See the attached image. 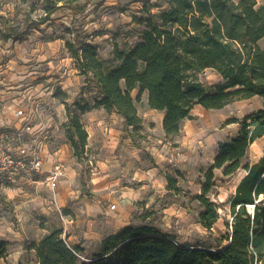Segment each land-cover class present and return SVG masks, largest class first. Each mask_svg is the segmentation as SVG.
Instances as JSON below:
<instances>
[{
  "label": "trees",
  "instance_id": "obj_1",
  "mask_svg": "<svg viewBox=\"0 0 264 264\" xmlns=\"http://www.w3.org/2000/svg\"><path fill=\"white\" fill-rule=\"evenodd\" d=\"M28 0H25L27 2ZM79 0H40L44 14L34 18L26 13L15 24L0 11V39L24 42L32 28L40 27L62 9L84 12L91 0L79 9ZM148 16L141 39L130 48H115L116 65L105 70L98 58V45L68 42L67 48L79 64L81 74L95 83L100 99L94 105L69 101L60 87L54 93L64 104L68 121L64 125L73 155L86 159L89 133L81 116L96 107L116 112L127 126L138 132L142 118L136 103L148 93L151 109L164 113L167 137L182 132L183 121L193 119L197 105L206 110H222L237 99L259 96L263 108L238 121L239 133L220 142L202 193L197 195L204 210L198 222L210 233L221 218L219 205L209 197L215 187V170L230 176L244 169L246 174L230 199V231L221 237L226 244L181 245L152 224H129L102 239L98 250L86 260L81 244L69 245L63 231L53 229L33 245L40 264H264V156L258 162L244 163L251 145L264 137V2L259 0H164L167 8L158 14L148 9L151 0H142ZM20 8V7H18ZM20 15L17 13L16 18ZM23 26V27H21ZM207 69L217 71L223 80L212 87L203 81ZM137 89L136 98L132 92ZM233 123V122H231ZM230 124V123H229ZM142 136V135H139ZM167 187L180 193L176 176L166 173ZM84 182V173H82ZM252 206L249 209L248 206ZM146 213L145 217H150ZM0 242V259L8 254Z\"/></svg>",
  "mask_w": 264,
  "mask_h": 264
},
{
  "label": "rangeland",
  "instance_id": "obj_2",
  "mask_svg": "<svg viewBox=\"0 0 264 264\" xmlns=\"http://www.w3.org/2000/svg\"><path fill=\"white\" fill-rule=\"evenodd\" d=\"M85 1L79 0L74 5L81 9ZM259 2L263 3L264 0ZM166 8L164 0H151L148 4V9L154 14ZM0 11L9 19H15L14 25L17 26L26 13H30L35 19L44 14L43 3L40 0L27 2L0 0ZM18 12L20 15L16 18ZM147 16L142 0H91L82 13L67 8L59 10L46 24L32 28L27 41L6 42L0 39V96L5 97L0 98L2 108L12 107L15 110L18 106L26 107L30 114L34 98L30 96L23 103H18L23 95L12 89L18 87L24 90L39 85L41 92L44 93L43 106L49 112L51 110L50 119L56 122L58 127V134L54 138L51 133L47 139L43 133L39 134V142L42 144L50 141L44 159L49 160L54 151H60L58 161L64 163L66 167V174L64 173L57 189L48 186L46 169L50 167L46 165L43 174L22 180L11 190L0 191V242L8 245L7 258L0 259V264H40L32 247L53 229L62 230V237L69 245L81 244L84 247L85 251L80 256L83 260L98 250L104 237L129 224L135 226L152 224L181 245L211 246L216 249L219 245L226 244V241H221V237L230 232L225 225L227 220L232 221L229 201L246 174L244 169L230 176H224L221 170L214 171L216 185L209 193V197L219 205L221 218L210 233L198 222V216L204 208L196 198L202 193V184L206 180L210 164L199 162L201 167H194V162L185 164L176 161V167L173 166L174 163L166 165L159 171L165 175L171 172L176 176L181 188L180 193L169 190L167 185L162 184L157 186L160 194L152 201L132 200L123 193H118L120 186L112 191L108 182L114 178H120L122 183L132 180L129 175L133 168L127 165L130 160H123L125 158L123 156L122 160L115 157H120L121 147L114 148V152H111L113 148H110V144L106 146V143H102L104 146L101 148L87 147L86 159L79 162L74 157L71 144L66 137L64 125L68 118L65 107L61 111L56 109L61 102L59 98H56L55 108L53 107L54 93L58 86L50 78L55 75L51 73L52 65L48 63L49 61L40 60L52 47L53 43L49 42L58 40L57 43H61L62 49L74 59L79 70V64L66 46L68 42L76 43L79 36L83 42L98 45V58L104 63L105 70H109L116 65L114 61L116 46L130 48L141 39L146 30V24L142 19ZM261 45L264 46V40ZM216 75L217 73L210 69L205 71L204 83L208 87L216 85L220 81V77ZM89 87V84L82 86L79 94H68L70 103L82 100L80 96L84 91L90 92ZM13 104L16 107H13ZM137 105L139 106L138 103ZM261 108L263 100L258 96L237 99L222 110L206 111L197 106L192 112L195 128H203L205 136L212 135V140L205 150L197 148V159L203 158L202 151L210 159L217 140L226 141L231 136H236L241 129L238 121ZM94 109L97 116L103 113L102 107ZM29 120L34 124L36 117L32 118L31 114ZM154 121H157L156 117ZM84 125L87 129V124ZM152 127L156 130V125ZM30 141L26 139V142ZM134 145L137 144L134 142ZM190 148L188 146L187 149ZM101 149H104L102 155L106 156L104 162L107 163V166L103 167L102 163L100 164L102 160L98 157ZM263 156L264 138H261L250 147L243 162L254 164ZM98 178H103V184L95 187ZM109 191L110 197L103 196ZM146 213H150L151 216L145 217Z\"/></svg>",
  "mask_w": 264,
  "mask_h": 264
},
{
  "label": "crops",
  "instance_id": "obj_3",
  "mask_svg": "<svg viewBox=\"0 0 264 264\" xmlns=\"http://www.w3.org/2000/svg\"><path fill=\"white\" fill-rule=\"evenodd\" d=\"M57 42L58 40H56L55 42H49V44L53 43L52 47L47 50V54L44 55L43 59L40 58V60L49 61L48 63L52 65L51 73L55 76L50 79L68 94H79L82 91V86H87L89 84L90 92L84 91L83 95L80 96V98L93 106L95 101L100 99L99 90L96 84L91 81H86L88 79L76 68L77 64L74 63V59L69 57L66 54L65 50L62 49L61 43ZM210 70L215 71L213 69ZM215 72L217 73L216 77L219 76V82H221L223 78L217 71ZM12 91L21 93L23 95V98L19 99L20 101H18V103H23V101L30 96L34 98V101L31 104V113L34 112V114H36L35 110H39L38 114H36L37 116L34 115L36 117V122L34 124H31L32 130L34 131L35 135L39 138V134L43 133L44 137H46L47 139V137H49V134L51 133L52 138L56 137L58 134V127L56 122H53L52 119H50L49 113H51V110L49 112V110L44 108L43 106L44 101L42 99V96L44 93L43 91L41 92V88L39 87V85L31 86L30 88L24 90L15 87V89H12ZM12 93L13 92H10V94ZM49 93L52 94V92ZM97 94L99 95L98 97ZM138 94L139 91L137 89L132 92V96L134 98H136ZM0 98L5 97L0 96ZM53 100V107L55 108V102H57L56 97H54ZM138 104L139 106L136 103L138 115L142 118L143 122L136 134L139 133L142 136L131 134L133 132V128L127 126V124L125 123V119L121 115L116 112L109 113L104 108L101 109V112L103 113H100V116H97V114L94 113L95 109H92L91 111L83 114L81 118L83 124H87L88 126V140L90 143H88L87 145L88 148H90V146H97V148H101L102 145L104 146V144L102 143H106V146H109L108 144H110V148H113L111 149V152H114V148L121 147L120 157H115L122 160L123 156L125 157L123 158V160H130L127 165L133 168L131 174L129 175V178H131L132 180H128L125 181L126 183H122V180L120 178H114V180L110 179L108 182L109 186L112 187V191L117 190V187L120 186L118 188L119 194L123 193L132 200L147 202L152 201L158 194H160L161 191L159 192L157 189L158 185H167L165 173H161L159 171L160 168H163L164 166L171 163H174L173 166L176 167V161H182L185 164H191L194 162V167H201V165H199V162H204L211 165L217 156L219 143L224 142L225 140H217L213 155L210 159L204 155V151H202L203 158L197 159V148H204L205 150L206 146L210 143V140H212V135L208 134L207 136H205L203 133V128H195V121L193 119H185L183 121L182 132L177 136L167 137L163 129L164 113L150 108L147 92L143 93L142 98L140 102H138ZM14 106L15 105L13 104V107ZM197 106L203 108L200 105ZM0 107L1 128L12 129L14 131L24 124V119L15 117V112L18 109H24L28 112V109H26V107L15 106V110H13L12 107L2 108V104H0ZM64 107V104L60 102L56 109L58 111H61ZM203 109L206 110L205 108ZM154 117H156L157 121H154ZM152 125H156V130L153 129ZM232 137L234 136H231L230 138ZM49 142L50 141L46 142L45 144L44 142L43 144L42 142H40L41 157L44 161V166L47 165L50 167L46 169L47 171H50L57 163H61L65 166L64 163L58 161L60 151H54L52 158H49V160L44 159V154L46 153V151H48ZM134 142L137 144L136 146L134 145ZM255 142L253 144H255ZM131 143L132 145L130 146L129 144ZM198 145L200 146L198 147ZM188 146H190L191 148L187 149ZM103 152L104 149H101L100 154L98 155V157H100V160H102L100 162V164L102 163V167L107 166V163L104 162V158H106V156L102 155ZM152 157L155 158V161L152 159ZM147 158H150V160H148ZM97 180L98 181L95 182V187L98 184H103V178H98ZM103 196L110 197V191L108 192V194H103Z\"/></svg>",
  "mask_w": 264,
  "mask_h": 264
},
{
  "label": "built area",
  "instance_id": "obj_4",
  "mask_svg": "<svg viewBox=\"0 0 264 264\" xmlns=\"http://www.w3.org/2000/svg\"><path fill=\"white\" fill-rule=\"evenodd\" d=\"M38 109L35 113L38 114ZM24 109H18L15 117L24 119L23 125L16 130L0 127V191L11 190L22 180L32 179L43 174L44 161L41 157L39 138L32 130L30 115ZM26 139L31 140L29 143ZM65 166L57 163L48 171L47 183L51 189H57L64 176Z\"/></svg>",
  "mask_w": 264,
  "mask_h": 264
},
{
  "label": "bare ground",
  "instance_id": "obj_5",
  "mask_svg": "<svg viewBox=\"0 0 264 264\" xmlns=\"http://www.w3.org/2000/svg\"><path fill=\"white\" fill-rule=\"evenodd\" d=\"M248 207H249V209H251V208H252V206H250V205H249Z\"/></svg>",
  "mask_w": 264,
  "mask_h": 264
}]
</instances>
